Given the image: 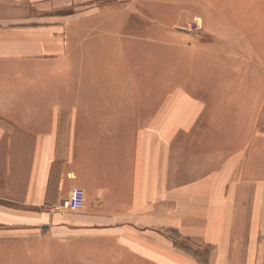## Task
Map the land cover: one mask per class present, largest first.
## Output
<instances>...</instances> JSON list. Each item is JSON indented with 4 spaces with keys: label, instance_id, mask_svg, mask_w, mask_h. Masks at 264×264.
I'll list each match as a JSON object with an SVG mask.
<instances>
[{
    "label": "crops",
    "instance_id": "0c3cea01",
    "mask_svg": "<svg viewBox=\"0 0 264 264\" xmlns=\"http://www.w3.org/2000/svg\"><path fill=\"white\" fill-rule=\"evenodd\" d=\"M15 239L264 264V0H0V264Z\"/></svg>",
    "mask_w": 264,
    "mask_h": 264
},
{
    "label": "rangeland",
    "instance_id": "374dc122",
    "mask_svg": "<svg viewBox=\"0 0 264 264\" xmlns=\"http://www.w3.org/2000/svg\"><path fill=\"white\" fill-rule=\"evenodd\" d=\"M68 250L69 249H67L65 245H52L51 247L49 243L45 244L44 242H42L41 245H35L33 242L24 244L18 243L17 239L11 242L7 249H4V251H8L10 253L22 254L19 258L16 257L11 259L10 264H81L80 261L73 259L72 256L66 257ZM44 252L47 253L46 257L42 254ZM50 252H54L56 255L54 257L57 258L50 259ZM41 255L42 257L39 258L38 256Z\"/></svg>",
    "mask_w": 264,
    "mask_h": 264
},
{
    "label": "built area",
    "instance_id": "2783aa9c",
    "mask_svg": "<svg viewBox=\"0 0 264 264\" xmlns=\"http://www.w3.org/2000/svg\"><path fill=\"white\" fill-rule=\"evenodd\" d=\"M186 30L190 33L197 32L200 30V27L197 23L187 24ZM86 206V192L80 188H73L68 198L64 201L63 208L71 212L82 211Z\"/></svg>",
    "mask_w": 264,
    "mask_h": 264
}]
</instances>
